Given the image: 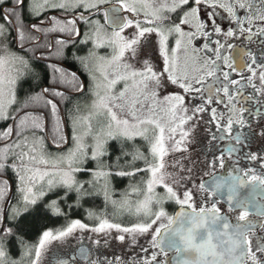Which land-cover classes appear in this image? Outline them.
Here are the masks:
<instances>
[{
	"label": "snow or ice",
	"instance_id": "1",
	"mask_svg": "<svg viewBox=\"0 0 264 264\" xmlns=\"http://www.w3.org/2000/svg\"><path fill=\"white\" fill-rule=\"evenodd\" d=\"M261 107L264 0H0V264H78L48 257L77 230L125 249L81 247L85 264H264V143L239 155L264 142ZM198 130L236 159L193 155ZM99 197L94 224L25 239Z\"/></svg>",
	"mask_w": 264,
	"mask_h": 264
},
{
	"label": "rangeland",
	"instance_id": "2",
	"mask_svg": "<svg viewBox=\"0 0 264 264\" xmlns=\"http://www.w3.org/2000/svg\"><path fill=\"white\" fill-rule=\"evenodd\" d=\"M201 135H202V131L198 130L196 142L191 146L193 149V155H196V153H204V152H202L203 151V147H202L203 140H202ZM109 207H110L109 210L113 209L111 206H109ZM174 208H175L174 205H170V206H168V211L173 212ZM113 211H114V209H113ZM97 214H98V212H97ZM110 214H111L110 216L112 219V220L109 219L110 221L119 222L125 226L130 225L136 219L135 217L129 216L127 214H122V215L119 214L120 216L114 215L112 213H110ZM122 220L129 222V223H125ZM82 222L86 223L83 220H82ZM90 225H92V224H90ZM116 235H117V233L115 230H112L111 234H99V235H97L95 233L87 232V231L81 233L79 230H77L73 234V236L67 238L65 241L53 242L51 245L50 251L48 253V257L52 258V256H54L58 253L64 254L63 252H68V251L72 250L73 248H75L76 246L81 245V244H88L91 247L93 246V248H95L96 244L94 243V241L96 239H99L100 240L99 246L101 248H103L105 250V252L109 254V258H111V253L115 252L116 254H121L123 251H125L124 245L120 241H118L114 238ZM105 241H107V243H105ZM140 243L144 246H147V239L142 237L140 239Z\"/></svg>",
	"mask_w": 264,
	"mask_h": 264
},
{
	"label": "trees",
	"instance_id": "3",
	"mask_svg": "<svg viewBox=\"0 0 264 264\" xmlns=\"http://www.w3.org/2000/svg\"><path fill=\"white\" fill-rule=\"evenodd\" d=\"M35 67L37 69V71L42 72L43 71V65L41 64H35ZM29 88V84L25 83L23 85V89L27 90ZM38 90V89H37ZM69 134H70V129L68 130ZM137 143H141L140 141H137ZM128 179L124 178H117L116 180L113 181L114 185L116 186V190L117 192H119L121 189H123L127 184H128ZM91 208L92 210L96 211V213L98 212L101 213L104 208V202H103V198L99 197L96 198V200L94 202L91 203H86L83 206H79L76 207L74 206L71 211H69V209L67 208L66 205H62L61 209L64 213L67 214V216L64 215H55L52 214L50 212L45 213V212H39L37 214H35L32 217H29L27 220V228L25 231V239L26 240H34L39 233L44 230L45 228H58L62 225H64L68 220L70 219H81L83 221H85L88 224H94V220L88 218L87 216V210ZM110 207L107 208V214H108V219H111V214H114L115 210H109ZM115 215H119V213H116ZM122 215V214H120ZM119 215V216H120ZM112 220V219H111ZM124 221V220H122ZM125 223H129L124 221Z\"/></svg>",
	"mask_w": 264,
	"mask_h": 264
},
{
	"label": "flooded vegetation",
	"instance_id": "4",
	"mask_svg": "<svg viewBox=\"0 0 264 264\" xmlns=\"http://www.w3.org/2000/svg\"><path fill=\"white\" fill-rule=\"evenodd\" d=\"M253 47H255V45H253ZM225 55H228V53L225 52ZM43 68H44V65H43ZM225 70H227V69H225ZM233 77L236 78V79H239V76L236 75L235 73H233ZM260 111H261L262 114H264V107H261ZM253 119H254V122H255V120L257 118L254 117ZM240 131H246V130H241L238 125L234 126L232 136L234 137ZM225 135L227 137V134H225ZM201 136H202V140H203V145H202L203 151L202 152H207L208 149L211 148V152H209V158H211V154L213 152L216 155H220L221 152H223L224 158H225L227 164L230 165L232 163V161L236 159V154H232L231 156H229V154L227 152V149L229 147H236V148H239L240 147V145H237L235 143V140L234 139L226 138V139H224L222 141H212L211 145H209L207 134L202 131V135ZM262 143H264V142H261L259 140H253L251 142V148L250 149L244 148L243 151H241L239 153V155L241 157H243V154L246 151H249V150H251V151H257L262 146ZM243 163H244V161H243V159H241V165H243ZM216 171H217V174H220L221 172H223L224 175H227L228 169L221 170V169L217 168ZM205 179H208V178L205 177ZM175 209H176V207L173 209V212L175 211ZM252 218L253 219H256V217H252ZM79 247H86L93 254H97L98 251L99 252H105V250L103 248H101L99 245H96V247L93 248V246L91 247L88 244H81V245L76 246L75 248H73L72 250H70L68 252H63L64 254L58 253V254L52 256V258L69 259L71 257V255H73V254L77 255L76 254V250ZM77 257H78V264H85V261L82 258H80V256L77 255Z\"/></svg>",
	"mask_w": 264,
	"mask_h": 264
},
{
	"label": "water",
	"instance_id": "5",
	"mask_svg": "<svg viewBox=\"0 0 264 264\" xmlns=\"http://www.w3.org/2000/svg\"><path fill=\"white\" fill-rule=\"evenodd\" d=\"M177 210V209H176ZM79 248H81V247H79ZM79 248L76 250V254L79 256ZM84 248H86V247H84ZM87 249V248H86Z\"/></svg>",
	"mask_w": 264,
	"mask_h": 264
}]
</instances>
